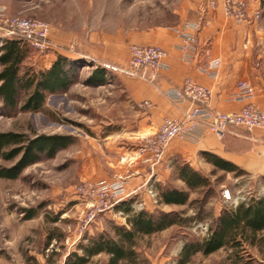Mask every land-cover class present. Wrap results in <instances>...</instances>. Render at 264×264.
I'll list each match as a JSON object with an SVG mask.
<instances>
[{"label": "rangeland", "instance_id": "374dc122", "mask_svg": "<svg viewBox=\"0 0 264 264\" xmlns=\"http://www.w3.org/2000/svg\"><path fill=\"white\" fill-rule=\"evenodd\" d=\"M188 1L0 0V37H5L7 18H39L49 24V36L60 44H53V48L67 51L72 61L79 62L76 81L66 91L45 93L41 111H22L19 105L10 108L0 100V132H19L28 137L65 134L74 138L53 157H44L26 167L17 178L0 177V264H24L27 256H33L40 264H58L85 233L96 232V222L100 221L102 228H106L109 220L119 221L113 213L127 197L119 198L112 191L104 195L107 189L103 185L126 182V177L103 182L104 176L99 175L113 161L102 140L103 132L118 128L116 120L104 117L110 111L103 97L110 99L111 90L116 88L111 84L114 71L110 66H127L129 45L140 41L142 31L175 26L181 12L187 10ZM50 50L31 51L24 66L45 70L54 59ZM76 52L85 54L90 62H83L84 57ZM102 63L109 67H103ZM98 67L105 72V83H86ZM240 149L242 156L235 162L245 170L243 175L215 170L209 163L192 165L209 177L212 187L207 197L205 190L192 192L190 199L196 200L193 205H157L156 181L150 175L141 190L154 208L184 210L185 215L193 216L197 205L204 203L200 217L192 223L140 237L136 247L140 264H176L183 243L206 235L209 223L222 207L264 194V144L247 140ZM11 165L12 162L0 158V168ZM165 168L159 183L183 188L173 159L167 161ZM100 182L103 185L97 188L95 184ZM124 192L127 193L126 187ZM145 205L142 198L134 203V208ZM29 213L32 217H28ZM105 213H110V219ZM91 215L93 218L88 220ZM52 232V243L46 246ZM104 261V257H98L89 264H104ZM189 264H264V255L248 249V254L231 256L229 250L219 249L207 256L198 253Z\"/></svg>", "mask_w": 264, "mask_h": 264}, {"label": "crops", "instance_id": "0c3cea01", "mask_svg": "<svg viewBox=\"0 0 264 264\" xmlns=\"http://www.w3.org/2000/svg\"><path fill=\"white\" fill-rule=\"evenodd\" d=\"M244 1L247 19L242 22H235L224 14L223 0H215L211 8H207L205 0H189L187 10L181 12L175 26H156L142 31L140 41L133 43L157 45L164 49L169 65L167 70L158 71L152 76L146 72L145 76H141L124 71L127 66H110L114 71L111 84L116 88L111 90L110 99L103 97L102 101L108 102L110 111L109 116L104 117L116 120L118 128L110 133L103 132L102 140L109 148L113 161L106 162L108 165L99 175L104 176L103 182H112L117 176L126 177L128 195L124 202L129 201L134 207V203L143 198L146 202L144 208L153 209L154 205L141 187L151 174L154 181H162L166 163L171 159L179 158L191 165L205 164L208 162L203 152H212L236 163L242 156L240 147L243 141L253 140L264 144V132H247L231 127L220 137L206 132L198 143L173 139L165 149L163 159L154 165L145 161V154L138 151L143 138L156 132L164 117L180 119L190 107L188 102L176 104L164 95L169 88L181 87L187 77L210 89L209 107L212 110L238 111L248 102L264 109V0ZM255 11H259V18L254 17ZM184 22L198 25L195 48L187 52L186 58L175 47L180 43L175 29ZM50 39L53 44H59L54 37L50 36ZM64 51L53 48L50 56L54 58L58 52L68 55ZM76 53L82 56V53ZM83 56L86 57L85 54ZM126 57L128 62L129 54ZM213 60L219 62L215 77L204 71ZM102 65L109 67V64ZM240 81L248 82L254 89V95L248 100L231 99ZM144 101H149L151 105H142ZM115 210L113 215L119 220L115 222L125 223V213L118 206ZM103 215L110 219V213ZM96 224L98 228L95 231L103 229L100 221ZM69 252L59 259L58 264H63ZM98 257L107 258L104 254H98L85 264Z\"/></svg>", "mask_w": 264, "mask_h": 264}, {"label": "trees", "instance_id": "16d2710c", "mask_svg": "<svg viewBox=\"0 0 264 264\" xmlns=\"http://www.w3.org/2000/svg\"><path fill=\"white\" fill-rule=\"evenodd\" d=\"M31 51L35 50L22 38L0 37V100L10 108L19 105L22 111L38 112L43 109L45 93L66 91L76 81L79 62L58 52L45 70L36 71L23 64ZM82 61L90 62L86 57ZM105 81V72L99 67L85 80L88 84H104ZM73 141L72 136L65 134L28 137L19 132H0V158L12 162L11 166L0 168V177L15 179L29 165L44 157H53ZM203 156L215 170L233 172L235 176L246 173L236 163L218 154L203 152ZM173 166L184 187L156 182L157 205H193L196 200L190 199V194L200 190H205L206 197L210 195L212 187L208 176L179 158L173 159ZM203 203L201 201L197 205L193 216H188L184 210L163 211L157 206L151 210L144 207L135 209L129 201H123L118 207L126 215L125 223L109 220L106 228L85 233L66 255L63 264H85L98 254L106 255L104 264H140L142 261L136 251L140 237L192 223L200 217ZM32 215L29 213L28 217ZM53 238V232L49 233L46 246L52 243ZM219 249L229 250L231 256L248 254V249H256L264 255V194L222 207L209 223L206 235L183 243L176 264H189L196 254L207 256ZM24 264L40 262L33 256H27Z\"/></svg>", "mask_w": 264, "mask_h": 264}, {"label": "built area", "instance_id": "2783aa9c", "mask_svg": "<svg viewBox=\"0 0 264 264\" xmlns=\"http://www.w3.org/2000/svg\"><path fill=\"white\" fill-rule=\"evenodd\" d=\"M207 8L215 5V0H205ZM224 14L235 22H242L247 19V8L244 0H223ZM259 11L254 12V17L259 18ZM6 26L3 35L5 37H19L26 40L29 45L39 52L53 49V42L50 39L49 24L39 18L28 16H15L6 19ZM197 24L184 22L175 31L180 38V43L175 47L186 54L195 48L197 42L195 31ZM167 52L157 45L131 43L129 45V57L127 68L124 71L130 74L145 76L146 72L154 75L161 70H167L169 65L166 61ZM218 60H213L204 69L210 76L217 75ZM164 95L176 104L188 102L190 107L184 112L180 119L164 117L159 128L153 134L147 135L138 147L140 154H145V161L151 165L159 163L164 156L165 149L173 139H179L189 143H198L206 132H212L222 136L231 127L252 132L255 129L264 130V109L253 103H245L238 111L222 112L212 110L209 107L211 92L193 79H184L181 87L169 88ZM254 95V89L246 81L237 83V91L231 95L232 100H248ZM142 105L150 106L149 101L142 102ZM101 183V182H100ZM125 181L103 185L107 195L110 191L119 198L127 196L124 187ZM93 215L89 216L91 220Z\"/></svg>", "mask_w": 264, "mask_h": 264}]
</instances>
